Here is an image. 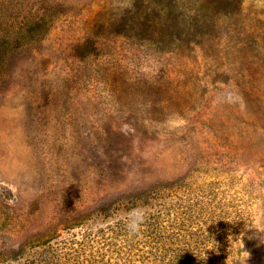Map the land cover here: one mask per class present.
<instances>
[{
  "label": "rangeland",
  "instance_id": "1",
  "mask_svg": "<svg viewBox=\"0 0 264 264\" xmlns=\"http://www.w3.org/2000/svg\"><path fill=\"white\" fill-rule=\"evenodd\" d=\"M164 2L0 0V264H264V0Z\"/></svg>",
  "mask_w": 264,
  "mask_h": 264
},
{
  "label": "trees",
  "instance_id": "2",
  "mask_svg": "<svg viewBox=\"0 0 264 264\" xmlns=\"http://www.w3.org/2000/svg\"><path fill=\"white\" fill-rule=\"evenodd\" d=\"M191 4L187 0H165L162 6L158 5L156 15L151 20V25L161 31L162 40L169 46L182 47L184 43L197 44L204 27L211 24L210 12L218 10L217 0H193ZM230 11L238 10L239 3L235 2ZM195 12L194 15H188ZM183 12V13H182ZM206 29V28H205ZM179 260V263H185V259Z\"/></svg>",
  "mask_w": 264,
  "mask_h": 264
},
{
  "label": "clouds",
  "instance_id": "3",
  "mask_svg": "<svg viewBox=\"0 0 264 264\" xmlns=\"http://www.w3.org/2000/svg\"><path fill=\"white\" fill-rule=\"evenodd\" d=\"M147 215L148 210L142 206L133 208L125 214L124 220L130 235H137L141 232ZM258 232L264 234V228L258 229ZM259 239L261 243H264V235H259ZM247 253L249 257L250 253Z\"/></svg>",
  "mask_w": 264,
  "mask_h": 264
}]
</instances>
